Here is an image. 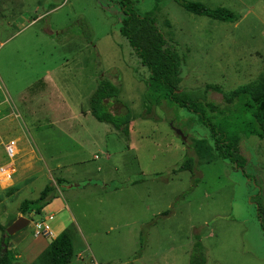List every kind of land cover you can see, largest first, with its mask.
Masks as SVG:
<instances>
[{"label": "rangeland", "instance_id": "1", "mask_svg": "<svg viewBox=\"0 0 264 264\" xmlns=\"http://www.w3.org/2000/svg\"><path fill=\"white\" fill-rule=\"evenodd\" d=\"M133 1L140 14L153 13L167 43L181 56L179 91L202 90L207 84L229 91L263 76L264 0H189L231 10L238 15L233 23L189 13L174 0ZM121 18L117 0H0V124L3 116L19 114L13 119L16 127L0 126V143L13 135L18 148L33 156L29 168L19 161V152L15 185L0 187V245L14 264H27L29 248L22 246L35 233L37 218L30 214L26 227L9 236L5 231L24 216L20 203L36 199L57 177L53 164L59 159L78 162L70 167L69 182L81 178L86 167L101 169L94 182L112 180L111 187L134 182L129 191L107 196L60 186L66 206L50 226L56 233L55 224L62 221L71 233L75 256L69 264H189L197 240L206 264H264L258 216L259 208L264 216V137L241 140L245 174L226 159L196 164L193 173L174 172L189 155L192 139L207 130L186 108L143 104L146 69L119 34ZM104 76L120 88L118 102L106 101L110 111L130 112L129 139L92 115H70L64 105L38 122L16 109L24 101L26 106H55V86L73 113L88 109ZM43 77L54 82L46 83L50 94L42 93ZM208 93L215 102L221 98ZM61 117L69 119L67 125ZM93 136H102L103 144H91Z\"/></svg>", "mask_w": 264, "mask_h": 264}, {"label": "trees", "instance_id": "2", "mask_svg": "<svg viewBox=\"0 0 264 264\" xmlns=\"http://www.w3.org/2000/svg\"><path fill=\"white\" fill-rule=\"evenodd\" d=\"M174 1L185 11L198 16L220 22L233 23L238 20L237 14L222 6L210 8L199 1ZM117 3L122 13L119 34L127 40L140 65L146 69L147 75L143 78L146 83L143 104L160 106L165 102L186 108L194 115V121L207 130L204 135L192 139V143L188 145L189 155L173 171L189 170L193 173L196 164L226 159L245 174L246 159L239 148L241 140L250 136L259 139L264 137V74L258 80L229 91H224L216 84H207L202 90L179 91L181 56L167 43L153 13L140 14L133 0H117ZM209 91L220 94V100L215 102L210 99ZM119 93V86L107 77H102L89 98L88 110L97 121L111 125L129 139V110L113 113L106 104L108 99L117 101ZM245 176L249 178L248 175ZM63 183L65 181L58 178L54 184L45 185L36 199L20 203L19 212L24 216L40 214L55 198L56 186L60 187ZM258 216L264 230V216L260 208ZM2 241L7 244L6 238L3 237ZM72 257L71 235L64 230L51 240L31 264H68ZM0 264H13V259L1 245ZM189 264H206L199 240L193 245Z\"/></svg>", "mask_w": 264, "mask_h": 264}, {"label": "crops", "instance_id": "3", "mask_svg": "<svg viewBox=\"0 0 264 264\" xmlns=\"http://www.w3.org/2000/svg\"><path fill=\"white\" fill-rule=\"evenodd\" d=\"M108 79H110V78H108ZM43 80H44L45 84L46 83L54 84V82L52 81V78L43 77ZM112 82L115 84V82L113 80H112ZM47 88H48V86L46 84L45 90L42 93L50 94L51 92H49V89H51V88L50 87L48 89ZM53 91H55V104H56L55 106H39V105H37V106L36 105L35 106H26L25 101H24L23 105L21 104V106H16V109H18V107H20L22 109V111L24 112L25 116H27L28 118L31 117L30 119L31 120L34 119L35 122H38L39 120L44 119V118H49L52 115L51 113L53 111H55V107H58L57 105H64V107L67 109L68 113L74 117H77V118L81 117V119H82V117L86 118L87 115H91L87 108H81V107H79L77 110L74 107V109L76 110V113L75 112L73 113L71 111L72 107L69 105L68 101L62 96L61 91L56 86H55V90H52V92ZM47 99L50 100V97L47 96L46 100ZM32 110H33V114H31ZM27 113L31 114V116L28 115ZM16 118H19V114H17V112H12L8 116L5 115V116H3V118H1L3 120H2V123L0 124V126L5 128V129L9 128L10 126L16 127V124L13 122V119H16ZM61 118H62V122L65 123V125H67V122L69 121V119H64L63 117H61ZM76 121L79 124V126H82L80 123H84V120H76ZM89 123L93 124V125H97V124H94V122H89ZM99 123H102V122H99ZM98 125H100V124H98ZM75 136H76L75 137L76 140H78L80 143H83L81 141V137L79 134L75 133ZM8 139H14L17 142V148H18V140H17V138H14L13 135L11 137L5 138V140L3 139L0 143L1 144L0 150L2 151V154L4 156V158H3L4 160L3 159L0 160V165L8 162L7 156L5 155L4 149H3V143L5 141H7ZM70 139L73 141L72 138H70ZM103 141L104 140H103L102 136L99 138L97 136H93L90 139L91 144L96 143L98 146L103 144ZM82 146L84 147L85 145H79V147H82ZM85 148H87V147H85ZM30 151H33V150H30ZM19 152H22L21 156L23 157V158L20 157L19 161H21L22 163H25V166L30 168L33 164V156L27 155V153L29 151L24 153L22 151V149L18 148V153ZM106 155H107V159H110V155L108 153ZM95 157L96 156H94V158ZM56 160H57V163L55 165L53 164V170L57 173V177H54V179L50 183L54 184L56 179H58V178L62 179L65 181V183H63L62 187H64L65 189H68L69 191H74V193H78V192L85 193L86 191H94L97 196H107L108 194H112L113 192L129 191L133 187V183H134L133 181L130 184L126 183L123 187H118V186L117 187L116 186L111 187L112 185H110V184H111L112 180L109 181L110 183L106 182V180H103L101 183H99V181L94 182V180H97V178H95L94 176L95 175L97 176V174H99L101 172V169H99V167H97L96 172H94L93 167H91L92 171H89L88 167H86V170L82 168L83 170H82L81 174L83 176H81V178H79L75 181L69 182V179H67L68 176L74 173V172L70 171V169H71L70 167L74 164H77L78 162L67 163L66 161H59V159H56ZM16 171H17L16 164L14 162V174ZM67 173H70V174H67ZM12 179H13V176H12ZM12 179L6 184H0V187L6 188V187H9L10 185H15V183ZM81 180H83V182H81ZM127 181L129 182V179H127ZM60 188L61 187L56 186L55 198L48 205H46L43 208V210L40 214L31 213V217H35L37 219H42V220L47 222L51 235L42 236V235H34V233H33L32 238L30 240H26V242L22 246V248H24V247L29 248V252L27 254L24 252L26 255L25 258H27V260L25 259L27 264L31 263L30 260L34 256L38 257V255L48 247V245L50 244V242L53 238H55L57 235H59L64 230L68 231V229L66 227H64V225H62V221H59L55 224V228H57V231H56V233H54L51 226H50V221L53 218L51 220L48 219L49 217H54V215L55 216L58 215L66 206V201H65L66 199L64 198L63 194L61 193ZM122 194H126V193H122ZM70 235H71V233H70ZM71 240H72V235H71ZM72 244H73V242H72ZM31 255H33V256H31ZM74 256H75V252H74V248H73L72 259L74 258ZM94 264H96V263H94Z\"/></svg>", "mask_w": 264, "mask_h": 264}, {"label": "built area", "instance_id": "4", "mask_svg": "<svg viewBox=\"0 0 264 264\" xmlns=\"http://www.w3.org/2000/svg\"><path fill=\"white\" fill-rule=\"evenodd\" d=\"M1 113V110H0ZM4 153L8 162L0 165V184L8 183L14 174V159L18 154L17 142L14 139H8L3 143ZM53 217H49L51 220ZM35 229L34 235L48 236L51 235L49 226L46 221L37 219L33 221Z\"/></svg>", "mask_w": 264, "mask_h": 264}, {"label": "water", "instance_id": "5", "mask_svg": "<svg viewBox=\"0 0 264 264\" xmlns=\"http://www.w3.org/2000/svg\"><path fill=\"white\" fill-rule=\"evenodd\" d=\"M30 220L27 218V216H19L13 223L10 224V226L6 229V235H12L22 228L26 227L29 224ZM2 244L4 242L2 241Z\"/></svg>", "mask_w": 264, "mask_h": 264}]
</instances>
